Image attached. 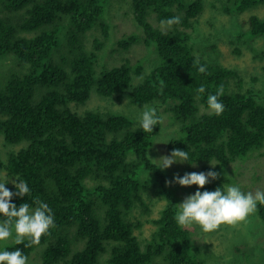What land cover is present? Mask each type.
Returning <instances> with one entry per match:
<instances>
[{
	"label": "trees",
	"instance_id": "16d2710c",
	"mask_svg": "<svg viewBox=\"0 0 264 264\" xmlns=\"http://www.w3.org/2000/svg\"><path fill=\"white\" fill-rule=\"evenodd\" d=\"M106 1L0 0V60L12 56L27 66L0 74V134L8 143L26 142L6 159L0 156V172L30 188L28 197H13L17 207L27 202L34 208L33 200L39 198L52 210L56 227L39 245L44 246L43 264H205L190 230L174 219L178 207L173 195L163 183L138 176L144 162L162 182L173 179L146 156L154 132L134 128L125 114H79L69 103L86 101L92 88L101 96L127 93L140 107L172 100L170 110L181 121V134L169 142V149L188 151V162L216 165L197 172L220 173L236 158L264 146V94L231 89V82L240 78L235 68L195 54L187 29L197 21L204 0H128L135 27L116 42L128 50L141 41L148 54H156L155 60L145 74L141 64L133 67L126 56L108 66L107 44L115 43ZM231 3L226 11L238 14L264 0ZM152 14L159 23L177 16L181 23L162 29L149 21ZM247 22L244 35H264L263 18L251 14ZM196 58L207 66L206 74L193 66ZM132 73L140 77L136 85ZM202 84L206 92L198 98L196 89ZM219 85L224 86L220 100L225 110L216 116L208 111L207 95L215 94ZM129 152L138 157L128 159ZM223 185L218 178L200 190ZM6 187L16 191L13 183ZM151 188L166 204L142 244L134 233L141 223L131 213L138 205L147 212L143 193ZM257 211L264 221V205ZM39 246L13 244L4 250L20 248L28 257Z\"/></svg>",
	"mask_w": 264,
	"mask_h": 264
},
{
	"label": "rangeland",
	"instance_id": "374dc122",
	"mask_svg": "<svg viewBox=\"0 0 264 264\" xmlns=\"http://www.w3.org/2000/svg\"><path fill=\"white\" fill-rule=\"evenodd\" d=\"M106 5L107 18L110 20L112 27V41L115 43L114 46L110 42L107 44L109 55L105 57L106 63L108 66L118 65L126 56L130 59L133 67L141 64L143 66L142 73H147L155 60L156 54H148L141 41L132 44L128 50L119 47L116 42L118 38L132 32L135 27L128 0H108ZM231 6V0H204V6L197 21L193 27L187 29L191 33L194 52L197 55L202 54L201 56L205 59L235 68L239 72L240 78L237 84L235 81L231 82V89L253 90L263 95L264 35L250 38L249 35H244V33L247 31V21L251 14H256L264 19V4L238 14L226 11ZM0 8L4 10L1 3ZM149 21L161 28L154 14L149 17ZM93 37H95L94 34H88V44L92 42ZM112 47L114 49H110ZM0 61H2L0 74L9 71H20L27 67H22L23 64L12 56H7ZM139 79L138 74L132 73L133 85H136L135 82ZM172 104V100L166 103L156 101L140 107L131 102L127 93L101 96L92 88L86 101L70 102L69 107L79 114H83L86 110L125 114L132 119L134 128H140L138 118L146 105L155 108L162 122L153 126L154 137L146 150V156L158 166L160 162L155 159L170 155L172 151L168 147L169 142L181 134V121L170 110ZM201 111L204 112L205 110L202 108ZM208 111L210 110L208 109ZM25 144L26 142L8 143L0 134L1 158L6 159L9 152L18 150ZM135 156L138 157L134 152L127 154L128 159H135ZM208 162L175 163L170 168L162 171L173 178L166 181H172L177 174L182 177L185 173L199 171L204 165L214 164ZM192 164L196 166L193 167ZM143 175V179L149 180L151 184L163 183V186L173 195L176 205L181 203L186 196L197 191L195 185L181 187L179 184L168 185L166 181L162 182L159 177L145 167L144 162L138 169V176L142 177ZM219 178L223 184L237 185L245 193H255L257 190L264 191V146L250 152L247 156L236 158L230 162L227 168L220 172ZM0 181L16 182V178L6 171H1ZM143 196L147 204V212L143 211L142 207L138 205L131 213V219L136 223H141L140 227L135 228L134 233L142 244L151 237L156 228L153 219L159 217L160 210L166 204L164 198L155 194L154 188L146 190ZM187 229L191 232L193 243L202 248L205 264H264V221L260 218L258 211L249 215L245 221H240L236 225H221L219 230L212 233L206 234L196 225ZM13 244L15 243L11 239L6 243L0 242V251ZM43 248L44 246H39L28 255V264H43ZM106 257L107 254H104L101 257V262Z\"/></svg>",
	"mask_w": 264,
	"mask_h": 264
},
{
	"label": "clouds",
	"instance_id": "9594fccd",
	"mask_svg": "<svg viewBox=\"0 0 264 264\" xmlns=\"http://www.w3.org/2000/svg\"><path fill=\"white\" fill-rule=\"evenodd\" d=\"M181 23L180 17H171L160 21L162 29H170L173 25ZM166 34V32L164 33ZM193 66L197 67L200 74L207 73V66L201 65L199 58L193 60ZM164 81H160L163 89ZM206 92L202 84L196 89L197 97ZM224 95V86L219 85L215 94L207 95V107L216 116L223 114L224 104L220 97ZM139 119L140 129L144 133H152L153 126L159 125L162 120L153 107L145 106ZM158 169L165 170L175 163H184L189 160L188 151L173 149L170 155L161 156ZM211 164V163H210ZM212 165V164H211ZM195 167L196 165H193ZM215 167L216 165H212ZM220 173L216 171L185 173L182 177L177 174L172 181H166L168 185L173 183L181 187L197 186V191L184 198L177 204L178 211L174 217L180 228H189L193 225L199 226L202 232L208 234L219 230L221 225H236L240 221L254 214L258 205H264V191L257 190L255 193L241 190L237 185H223L214 191H201L210 182L217 180ZM226 176V174H225ZM17 180V179H16ZM0 182V242L13 240L16 245L24 247L39 246L42 237L51 235V230L56 227L55 218L51 208L39 198L33 200V206L27 202L21 203L19 207L12 203L13 197H24L30 195V188L26 182L18 180ZM13 183L16 191L13 192L6 187L7 183ZM27 242V243H25ZM0 264H28V257L20 248L13 251H0Z\"/></svg>",
	"mask_w": 264,
	"mask_h": 264
}]
</instances>
